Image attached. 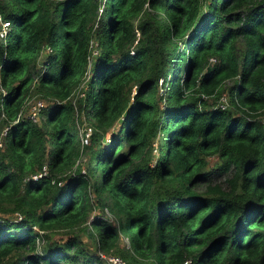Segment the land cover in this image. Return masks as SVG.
I'll return each mask as SVG.
<instances>
[{"label":"trees","instance_id":"1","mask_svg":"<svg viewBox=\"0 0 264 264\" xmlns=\"http://www.w3.org/2000/svg\"><path fill=\"white\" fill-rule=\"evenodd\" d=\"M0 14V264H109L112 248L129 264H264V0H0ZM43 47L34 89L52 101L34 121L18 112ZM87 69L89 151L71 173L67 99ZM225 81L235 111L203 96ZM106 204L116 224L90 214Z\"/></svg>","mask_w":264,"mask_h":264},{"label":"rangeland","instance_id":"2","mask_svg":"<svg viewBox=\"0 0 264 264\" xmlns=\"http://www.w3.org/2000/svg\"><path fill=\"white\" fill-rule=\"evenodd\" d=\"M134 23L137 22V18H133ZM136 34H138L136 32ZM4 39L0 40V42H3ZM90 50L91 52H94V50L96 49V45H95V40L92 38V40L90 41ZM97 48L99 49V47L97 46ZM48 50V49H47ZM46 52V47L41 48L39 55L36 58V61L34 62V65L32 66V68H30V73H31V82H29V89L27 91V93L24 96V103L22 106V109L20 111L19 116H28V114L30 115V106L31 104L37 99L42 101L44 106L45 104H48L52 101V98H48L44 95H41L40 92H38L37 90L34 89L35 86V81L37 78V70H39L40 68V63L42 58L44 57V54ZM213 58H209V60H212ZM88 69L87 71H85V75L84 77L81 79L80 83L72 90L71 94L68 96V101L72 104L73 106V121H74V125H75V132H76V137H79V132L83 127H86L89 129V131L91 132L92 130V126L90 124V119L88 116H85L83 114L82 109H80L79 105H80V100L82 99L80 96L83 95V89L85 88V83H86V79H87V74H88ZM229 84V81H225L223 83V85H221V87L219 88V92L217 93V95H203L205 98V101L207 103V106L210 108H214V107H226V108H230L232 111L234 110L233 104L231 102V96L229 94V91L227 90V85ZM159 89H158V94H161V87H162V83H158ZM1 90V87H0ZM133 88L131 90V93L133 92ZM41 106V107H42ZM40 107V108H41ZM40 109L37 112V114L35 115V118L31 119L34 121H37L41 118V112ZM29 117V116H28ZM33 117V116H32ZM262 123L264 124V113L259 112L258 116H257ZM5 129L6 131V126L4 124H0V140L3 142V138H4V133H2V130ZM89 140V139H88ZM87 144V143H85ZM80 145V146H79ZM84 144H80V142L78 141V146H79V155L78 158H76L74 160V162L72 163L71 167L69 168L70 172L72 173L74 171V169H76L78 166L80 168V170H85V164H86V160H87V154L89 149L84 148L83 146ZM83 146V147H82ZM154 147H156V145L154 144ZM156 153V148L152 149V158L154 156V154ZM215 162H217V158L215 155H211L208 156L207 158V165H213ZM46 166V165H45ZM69 173V172H68ZM223 179L222 176H216L215 178H213L214 181L216 182H221ZM91 188V187H90ZM89 194L91 196L92 201L94 200V196L93 193L91 191V189H89ZM108 202V201H107ZM106 208L107 210L103 209V206L99 207L98 205H94L92 207V209L90 210V214H97L99 216H102V212L104 214H106L108 220H110L111 222L116 224V219L114 218V215L112 214V212L109 210L108 205L106 204ZM107 213H105V212ZM1 213V212H0ZM4 214V213H3ZM5 215V214H4ZM11 216H14V218L19 217L20 215L16 212H12L10 214ZM89 219V218H88ZM83 225V224H80ZM36 226H33V229H36ZM43 238H39L38 239V246L41 245V243L43 244V241L45 239H49V240H57L58 242H62L63 240H65L68 236L71 235V232L69 230H65V229H51V230H43ZM80 238L82 239V242L84 244L85 247L93 249V244L92 241L90 239V237L85 233H82L80 230L78 231ZM42 237V236H41ZM42 240V241H41ZM117 245L120 248H127L128 247V243H127V238L125 237V235L119 233L118 235V240H117ZM39 248V247H38ZM99 256L103 257L106 259V255H116L119 256L124 262L125 264H129V262L127 261V259H124L119 255L118 250L116 248H112L109 250L108 254L103 253V251L98 252ZM147 261H150L149 259Z\"/></svg>","mask_w":264,"mask_h":264},{"label":"built area","instance_id":"3","mask_svg":"<svg viewBox=\"0 0 264 264\" xmlns=\"http://www.w3.org/2000/svg\"><path fill=\"white\" fill-rule=\"evenodd\" d=\"M8 27H9L8 19L2 18L0 14V40L4 39ZM89 61H90V56H88V66H89ZM42 105H43L42 101L36 99L30 106V115L28 114V116L34 119L35 115L37 114V112L39 111ZM19 114L20 112H18V115ZM4 132H5V129L2 130V133ZM89 135H90V131L88 128L83 127L80 130L78 138H79V142L81 145L88 143ZM2 144L3 142L0 140V146H2ZM45 173H46V166L45 164H43L38 170L33 172L30 176L32 178H38V177L45 175ZM106 260L109 264H125V262L119 256H116V255H106ZM178 264H192V261L189 257H186V258H183L181 262H179Z\"/></svg>","mask_w":264,"mask_h":264}]
</instances>
